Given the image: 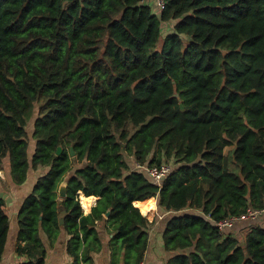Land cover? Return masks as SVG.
Segmentation results:
<instances>
[{"label": "trees", "instance_id": "16d2710c", "mask_svg": "<svg viewBox=\"0 0 264 264\" xmlns=\"http://www.w3.org/2000/svg\"><path fill=\"white\" fill-rule=\"evenodd\" d=\"M165 2L0 0V167L15 186L37 176L21 264H46L42 233L53 246L63 229L73 264H94L98 222L110 264H143L150 198L166 264H264L260 217L218 226L264 210V0ZM129 157L172 172L158 184ZM79 192L100 198L89 215ZM9 232L0 199V264Z\"/></svg>", "mask_w": 264, "mask_h": 264}, {"label": "crops", "instance_id": "0c3cea01", "mask_svg": "<svg viewBox=\"0 0 264 264\" xmlns=\"http://www.w3.org/2000/svg\"><path fill=\"white\" fill-rule=\"evenodd\" d=\"M0 170L4 171L1 167ZM36 180H37V176L33 175V177L29 178L24 185L15 186L12 183H9L6 173L5 176L0 175V193L6 194L10 199L9 204L6 203L7 211L10 217V232L1 264H21L23 262L28 261L26 257H20L17 254V247L19 245L18 238L20 232L18 215L20 208L23 205V202L32 193ZM95 206H91V207L94 208ZM92 209L90 210L91 212ZM91 212H89V214ZM89 214L84 213V215H89ZM156 214L159 215V218L164 220L159 221L158 218L156 219V223L150 232L149 245L143 264H166L168 259L172 256L171 253L165 250L163 245V232L165 230L167 215L162 217L165 213L160 212L158 206H156L155 215ZM64 215H62V217H64ZM158 215H156L154 218H156ZM258 224H260V226L264 228V212L260 216ZM245 225L248 224H243L241 226H238L237 229L232 231L237 233L238 235H239V231L240 234H244L242 228ZM97 229L101 234L103 246L100 252L93 253L92 257L94 260V264H110L112 260V253L110 248L108 247V243L110 239L113 237V235H111L107 231L106 226L103 223L98 222ZM42 238L48 250L46 264H73V260L67 252V241L69 240V236L64 231V229L61 231V234L57 242L54 243L53 246L49 245L46 235L43 233H42ZM21 244L24 245L25 243L22 242ZM81 264L84 263L81 262Z\"/></svg>", "mask_w": 264, "mask_h": 264}, {"label": "built area", "instance_id": "2783aa9c", "mask_svg": "<svg viewBox=\"0 0 264 264\" xmlns=\"http://www.w3.org/2000/svg\"><path fill=\"white\" fill-rule=\"evenodd\" d=\"M148 0H142V3L147 2ZM157 8L160 11H163L166 8L165 0H154ZM135 168L138 170H142L146 172L150 178H152L156 183L161 184L163 180L172 172L171 165H164L162 167H146L142 166L140 163L135 164ZM264 210L262 211H249L246 215L239 217V218H229L227 220L221 221L218 223L219 228L222 231L233 229L237 222L240 221H253L257 220Z\"/></svg>", "mask_w": 264, "mask_h": 264}, {"label": "bare ground", "instance_id": "6f19581e", "mask_svg": "<svg viewBox=\"0 0 264 264\" xmlns=\"http://www.w3.org/2000/svg\"><path fill=\"white\" fill-rule=\"evenodd\" d=\"M79 200L81 202V206L84 210V213L89 214L90 210H91V206H95L97 201H98V197H86L84 193L79 192ZM140 210L143 214V216L148 217L150 219H153L154 217V213L156 211V205L154 203V200L152 198L148 199L146 202L142 203L140 205Z\"/></svg>", "mask_w": 264, "mask_h": 264}, {"label": "water", "instance_id": "95a60500", "mask_svg": "<svg viewBox=\"0 0 264 264\" xmlns=\"http://www.w3.org/2000/svg\"><path fill=\"white\" fill-rule=\"evenodd\" d=\"M182 110H183V107H182ZM72 151V153H71V157H75V152H74V150L72 149L71 150ZM62 154V148H59L58 149V152H57V155L58 156H60ZM67 187H68V182H63L62 184H61V186H60V188H59V192H58V194H59V197H60V199H62V200H64V199H66L67 198ZM0 199H4L5 201H6V203L7 204H9V202H10V199H9V197L6 195V194H4V193H0ZM80 199V198H79ZM100 199V198H99ZM98 199V200H99ZM98 202V201H97ZM80 204H81V202H80ZM82 207V206H81ZM82 210H83V208H82ZM83 212H84V210H83ZM66 213V211H62V215H64ZM106 216L108 217L109 216V213H107L106 214ZM60 224L61 225H63L64 224V219H61L60 220Z\"/></svg>", "mask_w": 264, "mask_h": 264}, {"label": "rangeland", "instance_id": "374dc122", "mask_svg": "<svg viewBox=\"0 0 264 264\" xmlns=\"http://www.w3.org/2000/svg\"><path fill=\"white\" fill-rule=\"evenodd\" d=\"M168 31H169V30L166 29V32L163 34V37L161 38L160 44H159V46H158L159 49L161 48V46H162V44H163V41H164V38H165V36L167 35L166 33H167ZM30 126H31V125H30ZM230 149H231V148H227V149H226V152L229 151ZM128 162L131 163V164H134V165L136 164V162H135V160H134L133 157H129V158H128ZM0 172H1L0 175L5 176V171H1V170H0ZM67 178H69V176H68ZM155 201H156V200H154V203H155V205H156L157 202H155ZM156 206H157V205H156ZM156 215H158V214H156ZM156 215H155V213H154V217H155ZM166 215H167V216H166ZM160 216H161V215H160ZM164 216L168 217L169 215H168V214H164L162 217H164ZM154 217H153V219H149V218H148L149 221H154V220L157 219V218H158L159 221H160V220H164V219L159 218V215H158L156 218H154ZM242 222H243V223H242ZM251 222H252V221H250V220H248V221H240V223L237 224L234 228L237 229L238 226H241V225H243V224H248V223H251ZM234 228H233V229H234ZM243 238H244V237H241L240 239H243Z\"/></svg>", "mask_w": 264, "mask_h": 264}]
</instances>
